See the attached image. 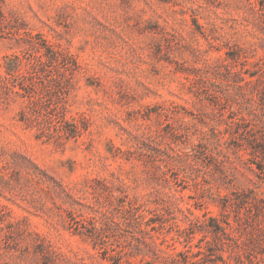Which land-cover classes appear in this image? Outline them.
I'll return each mask as SVG.
<instances>
[{
    "label": "rangeland",
    "instance_id": "1",
    "mask_svg": "<svg viewBox=\"0 0 264 264\" xmlns=\"http://www.w3.org/2000/svg\"><path fill=\"white\" fill-rule=\"evenodd\" d=\"M0 264H264V0H0Z\"/></svg>",
    "mask_w": 264,
    "mask_h": 264
}]
</instances>
